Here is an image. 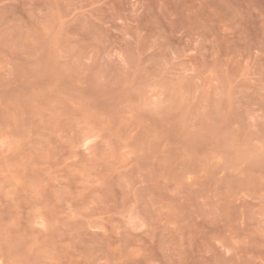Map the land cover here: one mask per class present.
I'll use <instances>...</instances> for the list:
<instances>
[{
  "label": "rangeland",
  "instance_id": "1",
  "mask_svg": "<svg viewBox=\"0 0 264 264\" xmlns=\"http://www.w3.org/2000/svg\"><path fill=\"white\" fill-rule=\"evenodd\" d=\"M0 264H264V0H0Z\"/></svg>",
  "mask_w": 264,
  "mask_h": 264
}]
</instances>
